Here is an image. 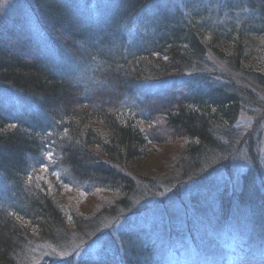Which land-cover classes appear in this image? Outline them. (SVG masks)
<instances>
[{"label": "trees", "instance_id": "16d2710c", "mask_svg": "<svg viewBox=\"0 0 264 264\" xmlns=\"http://www.w3.org/2000/svg\"><path fill=\"white\" fill-rule=\"evenodd\" d=\"M164 1L170 0H16L11 15H2L0 264H31L33 257L41 264H165L184 241L193 250L180 248L176 259L208 258L224 252L228 240L240 242L245 229L246 252L264 245V168L254 166L228 188L217 180L235 157L237 122L254 98L246 84L264 90V0H181L178 8ZM22 9L29 30L12 18ZM35 38L57 56L34 48ZM27 49L33 53L26 57ZM68 65L82 73L84 89L66 75ZM146 81L170 85L138 101L125 97L124 107L94 105L109 100L112 86L119 95ZM149 109L183 141L156 175L142 166L153 140L138 121L150 119ZM46 155L58 173L52 190L33 176ZM63 187L114 200L77 218L59 207ZM204 189L209 193L198 196ZM147 193L149 204L136 201ZM119 215L142 229H109ZM73 238H94L98 250L73 260ZM37 245L44 248L28 259Z\"/></svg>", "mask_w": 264, "mask_h": 264}, {"label": "rangeland", "instance_id": "374dc122", "mask_svg": "<svg viewBox=\"0 0 264 264\" xmlns=\"http://www.w3.org/2000/svg\"><path fill=\"white\" fill-rule=\"evenodd\" d=\"M193 1L197 2V0H191L189 2L192 6L193 4L191 2ZM200 1L202 3L203 2L206 3L210 0H200ZM16 3H17L16 0H0V19L2 18V15H4L5 13L10 14L12 12V9L15 8ZM180 3H181V0H170L168 3L164 1V5L166 7L168 5L171 8H174V7L178 8V6L180 7ZM199 3L200 2H198V4ZM26 12L27 11L25 9H22L20 10V12H18V14L20 13L19 15L18 14H16L17 16L13 15L12 18L16 20V22L18 23L16 25H18L19 27L23 25L22 26L23 28L25 27V29L29 30L31 27L30 25H28V22L30 23V21L28 19H25L26 18L25 16L28 15L26 14ZM72 13L74 14V16H76L74 12ZM94 14L96 13L94 12ZM94 14H93V18H94ZM25 20L28 22L24 23ZM87 22H90V20H88ZM5 26H8V29L10 28L12 29L13 27V26L9 27L10 25H7V23ZM93 27H94L93 29L97 28L95 27V25H93ZM122 36L124 37L123 40L126 39L125 41H127L129 44L132 43L130 42L131 33L128 34V32H126V34H122ZM35 39L36 40L31 39L32 46H34V48H39L38 50H41L43 54H45L47 51L52 58L57 56V51L54 52V50H51V49L48 50V48L44 46L42 42H40L37 38ZM61 40L65 42L67 41V38H62ZM114 45H116V43H114ZM259 49H260V58L264 59V54L262 53L264 52V41L260 42ZM37 52L39 53V51L36 50V53ZM32 53H33L32 51L27 49L26 51H24L23 55L26 54V57H27L28 55ZM57 62L59 65L62 64L60 59H57ZM211 63L215 69L221 68V65L218 64L214 60H211ZM259 64L261 63L259 62ZM63 69L65 70L67 76L70 74L73 75L71 76V77H74L72 79L73 84H75L78 88L81 87L80 88L81 90L85 88L84 87L85 81L82 82L83 81L82 73H78L79 72L78 70L74 72V69H75L74 66L68 65L66 68H63ZM169 85H170V82L151 83V81L149 82L146 81L144 83L139 84V86H134V89H132V91H129L127 89L128 91L127 93L123 92V93H120L119 95L117 92L118 89H116L117 87L112 86L110 87V89L106 90V93H108L106 97H108L109 100H105L103 98L102 101H100V99H97V101L94 102V105L98 109H101L100 107L102 106L108 108L107 105L109 104H111L109 106H112V107L113 106L118 107V108L124 107L126 105L125 103H123L122 100L123 99L125 100L126 98L128 99L129 96L132 101H134V99L138 101L137 98L139 97L141 98L151 93L156 94V93H161L162 91H166V87H168ZM245 87L254 94V98L253 100H251L252 103L249 104L250 107H248V109L243 112V115L239 117L238 122H237L236 128L238 129V133L241 136V141L239 143V146L235 150L236 153L234 155L235 156L234 159L228 165L230 168L229 169L225 167L220 168L217 174L218 176H221L222 179H224L222 181L221 178L219 179L217 177L218 178L217 180H220L223 183L224 187H227V188L232 185H235L236 183L238 185L239 180H240L239 178L240 175L246 173V171H248L249 169H252L254 166L255 168H257V170L258 168L259 169L264 168V90L257 89L254 86L251 87L249 86V84L248 85L246 84ZM5 99H7V101L13 100L12 97L11 98L6 97ZM0 100L1 102H4V98L1 96H0ZM11 101L9 104L13 106ZM19 102L16 101L17 104ZM98 103H101L102 105H98ZM3 105L5 104L3 103ZM16 106L17 105H15V107ZM138 110H139V113H142V109L140 107ZM149 110L151 111V113L152 111H154L152 109H149ZM159 113L160 112L158 111H156L155 113H152L154 116L151 115L149 117L150 119L146 122L138 121L141 128L144 130L145 134L146 135L149 134L152 136L153 142H151V140L149 141L150 144L147 146L149 154H148L147 159L142 162L143 163L142 166H144V168L147 171L148 170L152 171L153 175H156L159 172L160 173L166 172L165 168L169 165L168 163L170 161L172 160L174 161L175 158L178 156L181 150L182 142H183L180 137L175 136L174 134L171 133V131H169V129L167 130L166 127H164V125L161 122ZM48 157L49 156L46 155V161H45L46 165L42 164V166H40V169L36 171L33 174V176H35V179L37 182L42 181L43 184H45L52 190L53 188L52 185L55 182L56 176L58 173L55 174L56 171L51 169V167L53 166L52 165L53 160L51 159V157L49 158ZM49 161L51 164L50 166L47 165ZM231 182H232V185H230ZM208 193H209V190L204 189L202 192H198V196L206 195ZM147 194L148 195H141L138 199H136V201L138 200L142 204L145 203V206H146V204H149V202L151 201V197H149V193ZM59 197H61L59 199V207H61L62 211L66 215L73 212L75 213V217L77 218L81 217L84 219L95 214L96 211H98L99 209L103 207H106L107 204H110L114 200L113 199L114 196L108 193L103 194L102 192L95 191V193H92L89 195L84 193L83 195L82 193L77 192L76 189L72 190L70 188H64V187L61 190V194L59 195ZM199 198L202 199V197H199ZM121 216L122 215H119V218L116 217L117 219L111 216L112 219L110 218L109 220L110 221L114 220V221L109 222V225H110L109 229L118 231V229L120 228L121 230H124V231L128 230L130 232H137L142 229L141 223L140 224L137 223L135 225L132 223H125L126 220L128 219V217L126 216L128 215H125L124 217L123 216L121 217ZM261 225H258L259 229L261 228ZM234 228L235 227L233 226L231 229H234ZM239 230L241 229H238V228L234 229V232L241 233V231ZM247 231L248 229H245V233L243 234L241 241H243V239L244 241L246 240V233H248ZM81 240H84V239L73 238L71 240L76 250L73 260H76L79 258H87L86 257L87 255L92 254L98 250L97 249V245H99L98 240L92 238L90 241H86L85 243L80 242ZM232 241L233 240H228L226 242V244L223 247V249L225 250L224 252L220 254L217 253V255H207L206 257L208 258H204L203 255H199V254H195L194 257H191L189 255H185V253L184 254L181 253V256H179V258L176 259L174 255L179 254L180 248H181V251H183L184 248L186 249L187 246H189V248H192L193 250V245L186 244L185 241L184 243H181V244L180 242H177L176 244L173 245L174 247L172 249V251L174 250L175 252H173V254L169 256L170 257L169 263H167L168 262L167 261L165 262V264H264V252L261 253V250L264 249L263 248L264 245H262L261 243L259 244L258 242L256 243V247H257L256 251L248 253L245 251L246 248L242 246V244L244 243H242L240 240L239 241L241 243L237 242V240H236V243ZM220 247L221 246H219V248ZM43 248L44 246L37 245L31 249H28L26 251L27 258L28 259L30 258L29 256L30 252L32 253V256H36L39 253V252L37 253V249L42 250ZM209 248H214V246H210ZM159 256H161V254H159ZM39 261L40 260L37 261V259L33 257L30 263L31 264H41ZM56 262L60 264V261H56Z\"/></svg>", "mask_w": 264, "mask_h": 264}]
</instances>
